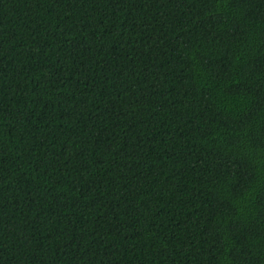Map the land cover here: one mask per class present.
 Here are the masks:
<instances>
[{"label":"trees","instance_id":"16d2710c","mask_svg":"<svg viewBox=\"0 0 264 264\" xmlns=\"http://www.w3.org/2000/svg\"><path fill=\"white\" fill-rule=\"evenodd\" d=\"M0 264H264V0H0Z\"/></svg>","mask_w":264,"mask_h":264}]
</instances>
